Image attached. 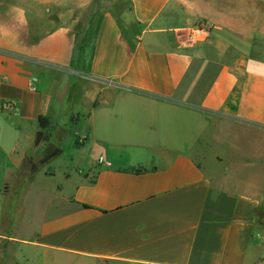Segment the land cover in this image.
Returning a JSON list of instances; mask_svg holds the SVG:
<instances>
[{
	"label": "crops",
	"instance_id": "0c3cea01",
	"mask_svg": "<svg viewBox=\"0 0 264 264\" xmlns=\"http://www.w3.org/2000/svg\"><path fill=\"white\" fill-rule=\"evenodd\" d=\"M131 5L103 14L79 67L71 28L33 39L26 10L0 3V100L15 105L0 109V264H264V0ZM70 71L63 107L113 165L49 186L48 158H30Z\"/></svg>",
	"mask_w": 264,
	"mask_h": 264
},
{
	"label": "rangeland",
	"instance_id": "374dc122",
	"mask_svg": "<svg viewBox=\"0 0 264 264\" xmlns=\"http://www.w3.org/2000/svg\"><path fill=\"white\" fill-rule=\"evenodd\" d=\"M0 3L18 4L26 10L33 39L61 27H69L80 42L86 36L92 35L106 11L129 14L132 6L131 0H0ZM75 75L73 71L63 73L55 85L54 95L60 104V110L56 109L58 108L56 104L53 108L55 113L59 112L58 116H55L54 112L51 116L52 127L48 129L41 142V148L44 149H39L38 153L30 158L38 164L41 161L40 157L48 158L49 162L43 165L40 171L54 176L45 180L49 186L62 185L63 177L71 176L74 171L84 174L86 164L97 166L99 157H104L102 148L93 143L86 144L85 138L81 137L84 134L81 132L80 136L77 132L81 129L78 128L80 124L76 123L80 118L68 112V104L63 107L65 100L72 103L75 98L77 87ZM62 109L66 112L63 116ZM53 151L58 152L51 156ZM26 168H30L28 163Z\"/></svg>",
	"mask_w": 264,
	"mask_h": 264
},
{
	"label": "built area",
	"instance_id": "2783aa9c",
	"mask_svg": "<svg viewBox=\"0 0 264 264\" xmlns=\"http://www.w3.org/2000/svg\"><path fill=\"white\" fill-rule=\"evenodd\" d=\"M208 35H209V29L204 24L190 28L189 30L186 31V37L189 42L203 41L208 37ZM39 86H40L39 78L32 77L29 83V90L32 92H37L39 90ZM0 109H10L11 111H14L15 105L13 102L0 100ZM97 163L98 166L103 168L104 167L111 168L113 165L112 162L108 161L105 157H99Z\"/></svg>",
	"mask_w": 264,
	"mask_h": 264
},
{
	"label": "trees",
	"instance_id": "16d2710c",
	"mask_svg": "<svg viewBox=\"0 0 264 264\" xmlns=\"http://www.w3.org/2000/svg\"><path fill=\"white\" fill-rule=\"evenodd\" d=\"M99 27H100V24L98 25L97 29L92 33L90 37L86 36V38L82 40L81 42L76 38V45L74 49L75 50L74 59L75 61L78 60L77 64L79 67H85L88 57H90V55L92 54ZM39 122H40V126L42 130H45L50 125L49 119L44 116H40Z\"/></svg>",
	"mask_w": 264,
	"mask_h": 264
},
{
	"label": "water",
	"instance_id": "95a60500",
	"mask_svg": "<svg viewBox=\"0 0 264 264\" xmlns=\"http://www.w3.org/2000/svg\"><path fill=\"white\" fill-rule=\"evenodd\" d=\"M42 136H43V132H41L40 134H38V137H37V145L40 144V142L42 140ZM54 154L56 155V152Z\"/></svg>",
	"mask_w": 264,
	"mask_h": 264
},
{
	"label": "flooded vegetation",
	"instance_id": "af4514ba",
	"mask_svg": "<svg viewBox=\"0 0 264 264\" xmlns=\"http://www.w3.org/2000/svg\"><path fill=\"white\" fill-rule=\"evenodd\" d=\"M55 152H57V151H53L52 154H51V156H54V155H55V154H54Z\"/></svg>",
	"mask_w": 264,
	"mask_h": 264
}]
</instances>
